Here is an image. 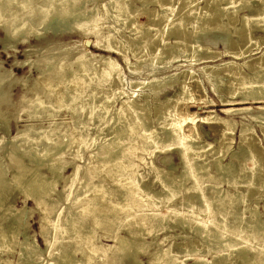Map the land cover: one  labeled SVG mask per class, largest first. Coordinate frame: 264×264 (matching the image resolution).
Listing matches in <instances>:
<instances>
[{
    "label": "bare ground",
    "instance_id": "obj_1",
    "mask_svg": "<svg viewBox=\"0 0 264 264\" xmlns=\"http://www.w3.org/2000/svg\"><path fill=\"white\" fill-rule=\"evenodd\" d=\"M86 1L88 0H0V25L6 35L4 49L11 44L12 38L25 39V36L28 37V33L33 32L36 27H44L45 23L48 24V29L54 33L57 30L65 33L66 30L74 29L83 35V38L91 41L92 46H96L101 50L108 48L110 46L108 45L110 34L99 31L98 20L101 18L98 15V9L95 5L87 9ZM156 2L160 6V12L155 15L156 20L171 26L180 27L182 25L181 20L178 22L172 21L171 15L174 8H171L170 13L166 14L165 10L168 6L165 5L164 1L156 0ZM107 4L114 8L112 11L113 18L119 21H124L127 18L128 7L124 0H109ZM228 4L232 5L233 10L229 14L233 16V13L237 12L235 1L229 0ZM105 14L106 12H104ZM231 15H228L230 20ZM242 18L244 21L246 20V24L251 22L259 24L264 21V13L258 15V17H248L244 14ZM46 25L45 29L47 28ZM205 27L199 30L195 28L191 33L197 45L194 51L199 50L201 43L205 41L204 38L207 37L208 31L212 29L210 26ZM204 30L205 32H203ZM44 34L46 33L44 32ZM89 35H93L95 39H91L88 37ZM228 37L226 35L210 40L214 42L220 40L227 44ZM141 41H143V38ZM133 45L137 50V43L134 42ZM12 47L14 46L12 45ZM33 48L25 50L26 54L29 55L33 51L37 53L38 50ZM114 49L116 50L115 53L124 60L128 72L146 75L143 77V81H139L137 84L138 86L145 85L148 87L147 95L152 93L159 96L164 89L177 81L181 92L178 93L176 102L185 98L187 80L190 81L192 76L187 74L180 81L177 78L172 82H168L167 78L169 79L176 72L165 74L162 71V74L159 75L157 73L161 69H166L168 62L162 63V65H156L153 62L169 53L168 51H171L172 47L168 46L166 52L158 50L153 53L150 55L152 61L139 68L133 66L137 62L127 61L125 55L119 52L118 48ZM57 51V54L45 53L36 60L38 69V79L35 81L36 88H29L24 83L22 88L24 93L18 106L22 107L24 104H30L35 109L40 107L51 108L48 110L47 116H43L45 118L50 117L55 109L64 106L71 116V122L65 128H60L61 123H55L56 120L45 129H33L25 126L15 136L18 142L24 143L34 139L32 147L27 145L30 160L34 162V165L40 166L44 162L46 170L50 173V179H44V176L41 178L37 172V174L28 178L22 175L23 173L19 174V171L18 174L15 173L9 178L1 171L2 164L0 163V208L5 210V207L11 203L5 201L8 189L7 186L3 185L11 179H15L16 185L22 187L25 198L30 197L32 199L34 205L30 207L31 211L38 210L46 203L51 205L57 203V199L55 200L52 195L56 191L55 184L58 180L63 179L64 189L73 184L76 186L73 190H70L72 199L75 201L73 205L75 212H69L63 217L66 226L63 229H65L66 235L68 233L73 235L65 237L66 245L59 253L60 255L56 256V259L59 258V262L57 263L55 260L53 264H83L84 261H87L88 264H100L97 261L102 264H141L142 261L137 262L139 259L136 260V256L130 258V261L126 260L131 255V251L136 255L140 251L144 252V249L152 245L154 247L146 264H175L178 254L195 251L196 248L191 243L188 249L174 248L170 241L166 243L167 238H176L180 234L167 235L165 230L176 227H191L189 226L190 219L196 222L191 227L194 235L208 244L211 249L229 247L232 248L231 255L235 254L243 258L242 264H264V246L263 248L259 246L261 248L258 247L255 255L251 258L245 256L243 252L236 251L241 245L234 246L238 238L244 241H252L256 239V233L264 230V221L259 219V212L256 207L245 205L244 210L255 216L253 220L245 221V226L227 221L223 217L227 206L244 200L245 193L239 190L235 193H229L218 187L220 182L233 186L244 183L248 185V189L253 187L252 190L249 189L252 191L249 192L251 195L259 194L264 183V174L260 171V155L252 153L248 143L250 131L253 129L252 126L244 122H241V125L238 126V122L233 118H225L215 114L199 116L202 121L208 120L212 124L217 123L222 127L218 138H216L220 145L215 150L211 142L198 141L199 131L195 123L198 118L197 114L181 116L173 107L167 109L165 115L159 112L156 116L158 124L153 125L145 115L147 110L144 103L147 101L141 99L138 93L132 92L126 99L120 101L118 106L115 105L117 96L113 92L101 91L102 84L100 82L101 77H104V80L111 79L113 82L120 80L123 73L114 56L88 52V48L82 47L79 57L71 60L68 50L57 49ZM239 55L240 53L232 52L233 57ZM98 60L100 61L97 62ZM20 63H23V61ZM229 63L226 62L228 67L222 70L223 74L239 80L241 84L239 91L230 94L232 96L240 94V103H248L247 100L261 99L264 95V77L261 78L260 75H264V67H253L251 70L253 79H248L250 76L247 73L243 74L238 69L237 72L236 69L229 67L231 66ZM244 64H247V62L245 61ZM189 72H192V69L189 68ZM13 81H15L14 76L10 78L9 72L0 71V105L11 106L13 104L7 99L10 98L8 97L9 90L5 89L7 86L12 87L16 82L13 83ZM200 82L202 83V81ZM202 87L205 90L203 84ZM119 91L121 94H126L123 89ZM28 93H30L29 96ZM209 101L207 102L210 103ZM7 108L9 109V107ZM258 108L264 110V105L258 106ZM251 110L252 107L249 105L224 109L225 113L232 115V117L237 114L242 115V117L249 116L252 120L263 117V113L253 114ZM4 116L0 118L5 120L7 117ZM33 116H30V118H33ZM89 120L93 122L92 125L96 133L103 132L104 128L110 130L107 141L103 139L105 142H99L95 135L89 134L87 124ZM188 124H190V127ZM2 125L4 124L2 123ZM187 126L190 129L189 133L185 131ZM5 130L7 131V129ZM236 132L239 136V142L237 149L233 150L234 134ZM86 148L90 149L86 160L93 162V164L88 174L80 173L78 175L79 166L74 163L73 159L75 154L82 153ZM166 152L175 154L179 159V163L174 165L173 170H169V175L164 170L162 171L160 166L156 165L155 160L157 155L166 154ZM226 153H230V159L223 163L222 158ZM143 154L149 156L147 160ZM207 154L209 157H206ZM160 159L161 162L166 161L164 156ZM140 163L149 167L147 173L156 171L157 174L152 179L144 182L141 179L139 170ZM211 165L215 168L216 174H211L209 170ZM66 167L72 168L71 173L67 175L63 174ZM172 167L173 165L171 169ZM176 167L179 168V171L174 173ZM109 177L113 187L106 183ZM153 182H157L161 188L152 190L150 187ZM79 184L82 188L87 186L89 188L81 191L80 187L77 188ZM205 189H209V195L205 193ZM179 193L185 196L180 199L181 205L178 209L169 207V212L158 213L159 208L162 206L161 201H171ZM58 194L61 195L59 190ZM191 199L198 201L199 204L195 205L190 201ZM180 207L186 209L181 210ZM202 213H209L212 216L211 223L217 229H208L206 225L201 224L198 219ZM233 214L239 221L242 220L239 213L234 211ZM42 218L44 219V215ZM11 225L13 224L8 225L7 228H0V250L4 249L1 248L2 246L14 243L15 233L18 229L17 227L16 231L11 229ZM41 227H44L43 223ZM246 227H252L253 232L244 237L242 234ZM97 229L105 233L111 231L113 233L111 238L114 243L97 246L92 237L93 232ZM120 229L125 230L124 235L119 233ZM40 233L48 242V232L41 228ZM145 235H151V240L143 241L141 238ZM8 236L13 239L8 240ZM181 237L186 239L189 236L184 233ZM25 242H27V239ZM114 245L116 246L115 252H112V254L104 252V250L115 247ZM6 251L9 250L6 249ZM38 251L36 245L31 244V242L25 243L18 253V258L24 260V264H34L28 259V255L38 253ZM77 252H80L81 257L77 256L78 258H76ZM91 255L96 256V260L91 261ZM226 255L224 254L221 259L226 260L228 258ZM116 260L119 262L116 263ZM4 262L6 264L10 263L7 260H4ZM205 263L207 262L202 259L194 262V264Z\"/></svg>",
    "mask_w": 264,
    "mask_h": 264
},
{
    "label": "rangeland",
    "instance_id": "obj_2",
    "mask_svg": "<svg viewBox=\"0 0 264 264\" xmlns=\"http://www.w3.org/2000/svg\"><path fill=\"white\" fill-rule=\"evenodd\" d=\"M108 1L109 0H88L85 2L87 9H90L93 5H95V7L98 9V15L101 18L98 20L99 31L101 33L110 34V41L108 42V45L110 46L104 50H101L96 46H92L91 41L83 38V35L74 29H70V32L66 30V34L61 30H57V33L55 32V34L50 29H48V24L46 25V23L44 24V27H36V31L34 30L33 32L28 33V37L25 36V39H20L18 37L14 39L12 38L14 43L11 41V44L4 49V45L6 44V35L4 30L1 29L0 25V71L9 72L10 78H13L14 76L16 81H13L15 84H13L12 87L7 86L5 88L6 90H9L8 97L10 98L7 99L10 101V103L13 102V104H11V106H7L6 104L0 105V117H3V114H7L5 115L7 118L9 116V118H6L5 120L4 118H0L1 171H3V173H5L9 178H11L15 173L18 174L19 171V174L23 173L22 175L28 178L39 173L38 175L41 178L44 176V179H50V173H48L46 170L47 168L44 166L46 165L43 164L44 162L41 164L42 166H40L34 165V162H31L32 160H30V154L28 152L27 145H31L32 147L34 145V139L24 143L18 142L15 136L18 134V131L25 128V126L33 129H45L46 127L50 126L54 120H56L55 123H61L60 128H65L71 122V116L64 106L55 109L54 113L47 118L43 116H47L48 110L51 108L45 109L44 107H40L35 109L34 106L30 104H24L22 107L18 106L21 101V96L24 93V89L22 88L24 83L28 85L29 88H36L35 81L38 79L36 60L40 56L44 55L45 53L57 54V49L63 51L68 50L70 52L69 56H71V60H74L75 58L79 57L83 47L88 48V52L92 51L101 53L103 55H112L117 59L124 75L122 74L120 76V80L115 82H113L111 79L104 80V77H101V91L113 92L117 96V99L114 103L117 106L119 105L120 101L126 99L127 96H130L132 92L138 93V96H140L141 99L147 101L144 103V107L147 110L145 115L147 119H150L149 121H151L153 125L158 124L156 121V116L159 112L165 115L168 111L167 109H171L173 107L181 116L197 114L198 118L195 120V123L197 124L199 131L198 141H209L212 143V147L217 150L220 144L218 141H216V138L219 136L220 129L222 128L221 125L217 123L212 124L211 121L208 120L202 121L200 120L199 116H210L215 114L225 118H233V120L238 122V126L241 125V122L249 123L253 129L250 131L248 143L250 145L251 152L260 155V171L264 174V110L258 108V106L264 105V95L261 99L247 100L246 102L248 103H240V94H236L235 96L230 94L231 92L239 91L241 86L239 80L224 75L222 71L228 67L226 62H230L229 65L231 66L229 67L236 69V71L238 69L239 72L243 74L247 73L250 76L248 79H253V75L251 76L252 68H259L261 66L264 67V21L259 24L251 22L248 23V25L246 24V20L244 21L242 18L244 14L248 17H258V15L263 14L264 0H234L236 4L235 7H237V12L235 14L233 13V16L229 14V12L233 10L232 5L228 4L229 0H162L164 1L165 5L168 6L167 10H165L166 14H169L170 9L174 8L171 18L174 22L181 20L182 25L180 27L171 26L164 23L162 24V21L156 20L157 18L155 15L160 12V6L156 0H124L126 6L128 7L126 14L127 18L125 19L126 21H119L113 18L112 11L114 8L110 4H107ZM104 12H106L105 15ZM228 15L232 16L231 20L228 18ZM45 25L47 26L46 29ZM205 26H210L212 29L208 31L207 37L204 38L205 41L201 43L199 50L194 51V48L197 45L195 43L194 36L191 35V33L195 28L196 30H199L206 28ZM43 31L47 35L44 34ZM203 32H205V30ZM226 35L229 36L227 44H224L220 40L215 42L210 40L212 38H220V36ZM88 37L95 39L93 35H89ZM142 38L143 41H141ZM104 42L105 41L103 39V44ZM134 42L137 43V50L133 47ZM12 45L14 47H12ZM29 46L31 48L34 47L35 50H38L37 53L36 51H33V53L27 55L25 50L31 49ZM168 46L172 47V50L168 51L169 53L163 55L162 58L153 61L156 65H162V63L168 62L166 66L167 68L161 69L157 74L161 75L162 71H164L165 74L176 72L175 75L169 77V79L167 78L168 82H172L177 78L180 81V79H183L182 77L187 74L192 76L190 81L187 80L188 84L185 98L179 100L178 102H176V97L178 96V93L181 92V90L178 87L179 84L177 81L176 83L174 82L171 84L170 87L164 89L159 94V96L153 95L152 93L147 95L148 87L145 85L138 86L137 84V82L143 81L142 79L146 75L143 73L139 74L128 72V70H126L124 60H122L120 55L115 53L116 50L114 49L118 48L119 52H122L125 55V59L127 61L131 63L137 62L133 66L139 68L140 66L148 64L152 61L150 55L157 52L158 50L166 52L168 50ZM133 50H135V52H133ZM232 52L240 53V55L233 57ZM22 61L23 63H20ZM99 61L100 60L97 62ZM245 61L247 64H244ZM189 68L192 69V72H189ZM260 77L263 78L264 75L262 74ZM17 79L19 80L17 81ZM200 81H202V83ZM202 84L204 85L205 90L203 89ZM120 89L126 91V94H121L119 91ZM27 95L29 96L30 93ZM208 100H210V103L207 102ZM14 102L16 103V106ZM243 105H249L252 107L251 112L253 114L263 113V117L257 120H252L249 116L242 117L240 114L234 115V117H232V115L227 114L224 111V109L229 107L236 108ZM7 107H9L10 110ZM31 114L34 115L33 118H30V116H32ZM2 123L4 125H2ZM87 124L89 126L88 132L90 135H95L99 142H103L104 140L107 141L110 134L109 129L104 128L103 132L96 133L92 125L93 122L89 120ZM188 126L190 127V124H188ZM188 126L185 128L187 133L190 132ZM51 128L53 127L51 126ZM5 129H7V131ZM234 140L235 141L232 149L236 150L239 142V136L237 132L234 134ZM89 153L90 149L86 148L82 153L75 154L73 161L79 166L77 171L78 175L80 173L88 174L90 172L93 162L86 160L89 156ZM143 156L146 157V160L149 157L148 155L144 154ZM163 156L166 160L165 162H161L160 158ZM206 157H209V155L207 154ZM229 159L230 153H226V155H224L222 158V162L226 163ZM155 160L156 165L160 166L162 171L164 170V172L168 175L170 174L169 170H173L174 165L179 163V159L171 152L159 154L156 156ZM167 162L168 164H166ZM172 165L173 167L171 169ZM177 168L178 167H176L173 171L174 173L179 171V168ZM148 169L149 167L144 164H141L139 168L141 172V179L144 180V182L152 179L157 174L156 171L147 173ZM209 170L211 174H216V170L213 165L210 166ZM71 171L72 168L66 167L63 171V174L67 175L71 173ZM109 179L110 177L107 178L106 183L107 185L113 187V185H111L112 181H109ZM14 180L15 179H11V181L6 183L7 185H3L7 186L8 189L6 191L7 197L5 201L6 203L9 202L11 204H9L10 207H5L6 210L0 208V228H7L8 225L13 224L11 225V229L15 231L18 229V231L15 233L13 244L1 247L4 249L0 250V264H6L4 260L10 261L9 264H24V260H19L18 253L22 247H24L25 243L30 242L31 244L36 245L39 249L38 253L35 252L28 255V259H30L32 263L53 264V261L55 262V260L58 263L59 258L56 259V256L60 255L59 253H61L64 245H66L65 237L73 235L72 233H68V235H66L65 229H63L66 227L63 217H65V214L69 212H75V209H73L75 201L72 199L70 190H73L76 186L73 184L69 188L64 189L65 185L63 183V179L58 180L55 184L56 191L52 195L55 200L57 199V203L55 205L46 203L42 207H39L38 210L31 211L30 207H33L34 205L32 199L30 197H24V191H22V187L17 186L16 181ZM79 187L81 191L89 188L88 186L82 188L80 184L77 186V188ZM218 187L223 191L226 190L229 193H235L237 190L245 193L244 200L240 201L239 203H234L233 205L227 206L223 214L224 219L233 222V224L245 226V221L253 220L255 217L247 210H244L245 205H249L251 207H256L257 211L259 212V219L264 221V183L260 188L261 190L259 194L254 196L249 193L252 192L250 190H252L253 187H250L249 190L248 185H245L244 183H238L233 186L225 182H220ZM150 188L152 190H157L160 189L161 186L157 182H153ZM58 190L60 191L61 195L58 194ZM204 191L207 193V195H209V189H205ZM182 196L185 195L179 193L171 201H161L160 203L162 206L159 208L158 213L163 214L169 212V207L178 209L181 205L180 199ZM190 201H192L195 205L199 204L198 201H193L192 199ZM183 209L186 208H181V210ZM234 211L242 216L241 221H239L238 218L234 216ZM30 214L32 215L30 216ZM43 215L44 219L42 218ZM212 219L213 218L209 213H202L198 220L201 222V224L206 225L208 229L214 230L217 228L211 223ZM42 223L44 227H41ZM170 223L171 222L169 221V224ZM195 223L196 222H194L192 219L189 220V226L193 227ZM191 227H176L165 230L167 235L180 234V236L176 238H167L166 243L170 241L174 248L188 249L191 246L190 243L196 248L195 251H188L178 254L175 259V264H194V262L198 261L199 259L205 260L207 262L205 264H242V257L236 256L235 254L231 255L232 248L217 247L216 249H211L208 244L202 242L200 238L194 235ZM41 228H44V230L48 232V242H46L40 233ZM252 230V227H246L242 235L246 237L248 233L253 232ZM124 231V229H120L119 233L124 235ZM184 233L189 237L186 239L182 238L181 236H183ZM25 234L27 235L25 236ZM112 235L113 233L111 231L105 233L100 229H97L93 232L92 237L94 243H96L97 246H106L108 244L114 243L113 239L111 238ZM255 235L256 239L252 241H244L241 238H238L237 243H235L234 246L241 245V247H239V249L236 251L245 253V256L247 257H253L255 255L256 249L259 246H262V248L264 246V230L260 233H256ZM9 236L8 240H12V236ZM189 238H191L190 241ZM26 239L27 242H25ZM141 239L143 241H150L151 235L142 236ZM153 247L154 245L144 249V252H138L136 255L131 251V255H129L126 261H130V258H134V256H136L135 259H139L137 262L142 261L141 264H146ZM5 248L9 251L5 252ZM115 249L116 246L104 250V252L112 254V252H115ZM224 254H227L226 257L228 256L226 260L221 259V257H224ZM77 256L81 257L80 252L76 253V258H78ZM96 258V256L91 255L90 260L94 261ZM97 262L102 264L99 261ZM115 262L118 263L119 261L116 260ZM83 264H88V262L84 261Z\"/></svg>",
    "mask_w": 264,
    "mask_h": 264
}]
</instances>
